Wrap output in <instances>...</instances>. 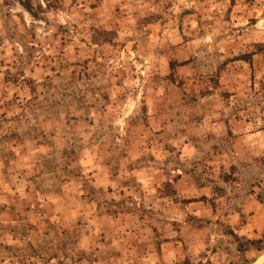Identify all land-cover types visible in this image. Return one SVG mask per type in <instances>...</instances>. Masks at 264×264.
<instances>
[{"label": "rangeland", "instance_id": "374dc122", "mask_svg": "<svg viewBox=\"0 0 264 264\" xmlns=\"http://www.w3.org/2000/svg\"><path fill=\"white\" fill-rule=\"evenodd\" d=\"M0 264H264V0H0Z\"/></svg>", "mask_w": 264, "mask_h": 264}]
</instances>
